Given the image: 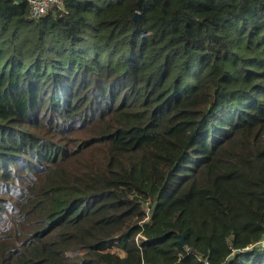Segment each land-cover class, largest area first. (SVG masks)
Here are the masks:
<instances>
[{
    "label": "trees",
    "instance_id": "obj_1",
    "mask_svg": "<svg viewBox=\"0 0 264 264\" xmlns=\"http://www.w3.org/2000/svg\"><path fill=\"white\" fill-rule=\"evenodd\" d=\"M263 242L264 0H0V264H264Z\"/></svg>",
    "mask_w": 264,
    "mask_h": 264
},
{
    "label": "built area",
    "instance_id": "obj_2",
    "mask_svg": "<svg viewBox=\"0 0 264 264\" xmlns=\"http://www.w3.org/2000/svg\"><path fill=\"white\" fill-rule=\"evenodd\" d=\"M26 2L29 4L32 18L39 19L47 15L53 7H62L65 0H26Z\"/></svg>",
    "mask_w": 264,
    "mask_h": 264
},
{
    "label": "water",
    "instance_id": "obj_3",
    "mask_svg": "<svg viewBox=\"0 0 264 264\" xmlns=\"http://www.w3.org/2000/svg\"><path fill=\"white\" fill-rule=\"evenodd\" d=\"M14 1L21 2L22 0H14ZM138 16H139V14H137V15L135 16L134 19H136ZM181 244H182V245L185 244V242H184V237L181 238Z\"/></svg>",
    "mask_w": 264,
    "mask_h": 264
},
{
    "label": "rangeland",
    "instance_id": "obj_4",
    "mask_svg": "<svg viewBox=\"0 0 264 264\" xmlns=\"http://www.w3.org/2000/svg\"><path fill=\"white\" fill-rule=\"evenodd\" d=\"M31 17H32V16H31ZM33 19H35V18H33ZM114 250L117 251L121 256H124V252H122L121 250H119V249H117V248H115Z\"/></svg>",
    "mask_w": 264,
    "mask_h": 264
}]
</instances>
